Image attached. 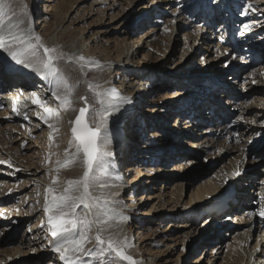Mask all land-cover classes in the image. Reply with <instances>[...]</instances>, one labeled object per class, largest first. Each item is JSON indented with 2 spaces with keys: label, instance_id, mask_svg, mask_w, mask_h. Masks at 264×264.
I'll return each instance as SVG.
<instances>
[{
  "label": "bare ground",
  "instance_id": "6f19581e",
  "mask_svg": "<svg viewBox=\"0 0 264 264\" xmlns=\"http://www.w3.org/2000/svg\"><path fill=\"white\" fill-rule=\"evenodd\" d=\"M25 1H26V5L23 10H18L13 13H6L4 16H0V22H3L5 24H20L21 28L27 29L30 27V29L34 31L35 30L33 25V17L35 13L34 0H25ZM76 1L77 0L74 1L63 0L62 8L66 13H68L72 9ZM171 1L177 3L178 7L174 9L175 18H173L172 20L169 19L170 20V23H168L170 24L169 26L168 25L165 26V28H163L162 30H161L162 27L161 28L151 27L150 29L147 30V32L143 31L137 36L132 35L133 29L129 27L125 28L122 33L124 36L123 38L120 39L121 45L120 47H117V57L112 59L111 53L105 51V50L110 51L111 50L110 46L106 45L105 48L101 47L102 48L101 50H97L98 49L97 43L99 37H96V40L94 41L93 46H95L96 44V47H94L95 49L93 51H89L87 49L81 51L82 45L81 46L79 44L75 45V40L72 37L74 35L73 34L74 32L71 29L62 30L59 33L60 39L59 37H57V41H59V45H57L55 43V40L51 39V36H49V34H51L50 33L51 26H49L50 21L52 19L54 11H56V4L53 3H55L56 0H47V3L44 4L45 14L43 15V20L40 23V25L44 23L42 29H45V33L47 34L44 33V35L40 37L44 45H46L49 48L55 47L57 49V53L64 54L55 61V65L60 70V73H62L63 77L67 79V82L72 86L71 107L69 108V110H64L63 108H61L59 101L56 100L53 97V95H48L44 98L45 92H48V94L52 93L53 88L50 87L53 86L57 89L59 95L62 96L65 94V89L61 84L57 83L56 78H54L51 75H48L49 77L47 76V78H45V74L40 73L41 79L35 82L33 81L36 85H38V88L27 89L25 88L23 83L27 85L33 83L31 81L32 80L31 71L28 69L19 68L20 64H17L11 58L9 59L7 56L3 55L4 54L3 50L2 52L0 51V109H1L0 110V122H1L0 142L1 139H3L4 145L6 147L5 149L8 150V154L6 155L3 154L4 151L2 150V148L0 149V161H3V163H0V168L2 169L0 171V178L7 177L8 179L13 180L15 177H18L19 175H20L19 177L25 176L26 178V181L24 182L23 186L20 188L7 187L6 185H4L5 184L4 181L0 180V206H1L0 212L4 210L7 202L14 198V193L16 191L15 189H27L28 186L33 183V186L35 187L34 190H36L35 194H33V196L35 197L34 202L36 204L34 203L35 205L33 204L32 208H30L29 211L18 212L20 215L24 214L26 216H24L23 218L15 219L16 215H14V217L9 220L8 218L9 215L13 213L12 211L9 214L6 211L7 212V213L5 212L6 215H3L4 213L2 212L3 216H0L1 244L11 240H15L16 238L15 232L13 233L12 236H10L9 231L6 228L3 229L4 226L8 225L10 227V230H14L18 226H20L21 223L30 222L26 230V233H24V235L22 236V241L19 244L21 250L23 248H25V250L20 251L18 253L24 254L27 257L29 256L32 257L33 255L36 254L37 257L33 260L32 259L23 260L19 264H43L42 262L44 261L48 262L47 264H64V262L60 260L59 253L53 251L52 241L55 238L51 235V232L49 231V228L51 226L48 223L49 213L45 212V202H46V198L48 201H51L53 196H58L62 194L64 189L67 187L66 182L68 180L79 179L83 175L84 167L81 162L83 159L82 153L79 157L76 158L74 162L68 163L64 167H61V164H64L66 159L70 160L71 158L69 154L75 152V148L70 146L69 141L72 139V131H71L73 127L72 122L75 121L76 116L79 114V109L85 107L84 101L80 99V97L82 96L87 97L88 105L90 107L89 112L87 113V120L90 123L91 127L95 126L93 121L96 118L93 115L91 108L93 107L99 108L100 105L95 102V98L92 92H90L88 89L89 82H91L94 85H99L100 87L98 91H103L105 89L115 90L114 87L116 86L113 83L114 80L113 74L116 75L119 74L123 76L122 78H120L122 80L121 83L119 84V87L123 85L126 79H129L131 81L129 84L132 85L131 89H129L130 88L129 87L122 92L115 90V93H117L119 97L127 98L128 100L127 103H121V101L115 95L110 97L108 101L110 103H113L114 105H119V111H114L107 121V129H108V133L110 134V143L108 144L107 147L108 150L111 151L113 154H115L116 151L119 150L121 151L122 146L120 145L119 147V142L121 141L120 139H122L121 135L124 131V128H126V125H128L130 120L134 118L136 111H138V108H136L138 107V104H135L136 100L142 101L144 98L143 95L148 89L152 90L151 93H155L156 95L157 91L161 90L163 87L171 88L174 86H179L180 88L178 90L180 91H176L172 95H169V97L161 96V99L164 100L169 99L167 101H163L161 105H159L160 96L158 97V100L156 98L154 102L157 103V105H159V109L153 110L156 113L158 112V116L166 115L169 118L173 117L174 119H176V123L173 129L175 128L177 129L176 131L179 130V132H176L175 130L173 131V129L171 130L172 134H169V137H172L170 138L171 141L172 139H176V138L178 139L180 137L185 140L189 139L188 140L189 142L186 143L187 146L184 145L186 146L187 150H185L184 152L179 151L178 153L174 154L175 157L183 160L180 162V165H176L177 167L174 170H181L183 164L184 166H186L187 163L191 164L192 161L194 165H197V163L195 162L198 161V159L202 156V154L208 153L207 149L205 148H206V144L211 140H215L216 142H218L219 138L222 139V137L223 138L225 137L223 141L221 140L222 141L221 145L224 146V149L230 148L231 146L230 139L234 136L233 129L239 131L242 128H246L245 131L251 133L249 137L250 139L249 141L251 142H249V144L251 143L254 144L253 154L252 153L251 154L253 156H258V157L264 156V149H258V144L256 142L254 143L255 139L257 138L253 134L254 132L257 131V129L254 125L248 124V122H252V120L264 119V78H262L261 81H257L258 80L257 79L256 83L253 84L251 83L252 86L248 88L250 89L251 94L257 95L254 98L255 102L252 103L255 108L252 107L251 104V106L249 107L250 111L249 109H247V111L253 113L254 116L245 117L246 118L245 123L233 122L229 124L227 122L230 119L231 113L228 111L227 108L229 106L232 107L233 104L236 103L233 98L237 97V95L233 91L226 89L221 84L217 85L216 81H212L210 77L204 79L201 78V80L198 82L201 81L203 82L206 79L207 83L205 85L207 86V89L210 90L212 89L213 86L212 90L214 89L218 90L217 92H215L214 95L216 96L215 101L209 99H203L202 97H200V95H198L199 92L198 87L200 86L199 83L192 84L190 82H187V84L191 87H194L195 90L184 89L183 86L185 85V82L183 84L181 83L180 85H178L176 81H179L180 79L174 81V79H170L168 75H162L159 68V71H157V73L160 76H163L164 80L165 79L171 80L170 81L171 85L169 84L165 86L167 84L166 80L164 82L159 83V77L158 79H156L157 76L155 75L156 74L155 69L157 65V60H159L160 58L158 59V57L154 56V53H152L153 49H156L155 52L159 51L164 55L167 53V49L170 47L171 42L173 40V35L176 31V22L179 19L180 21L178 23L179 25L177 31H180V29L181 31H183L185 29L183 27L186 26L187 29H190V26L191 28H194L192 34L189 33L187 35V38L185 39L187 42L189 41V43L190 40L195 42L194 46H191L190 50L188 49L189 51L187 55L188 57L190 53L194 51L199 41L208 40L209 38L211 39L218 38L216 32H220L219 38H221V42L223 45L220 42L219 46L220 49L223 51V53H225V55L233 54V56H236L241 49L248 48L246 50H249V52L252 53V55L253 53L256 52V54L254 55L255 57L252 56L253 60L255 58L258 59L260 62L264 63L263 4L260 2V0H171ZM157 2H159V0H155L153 4L156 5ZM179 4L181 6H179ZM249 4H251L252 8L256 10L253 11L252 8H249L248 7ZM108 5L109 4H107L106 7H108ZM132 6L129 5L128 9H130V7ZM147 9L151 11V8L146 7L142 9L140 13L136 14L135 16H138L141 13L146 14ZM161 9L165 10L162 7ZM155 10L156 9L154 8L153 12ZM89 12H92V10L90 9ZM158 12L159 10L155 11V14H158ZM150 15L151 13H149V16ZM248 20H250L251 23L248 22ZM181 21H183L182 24H180ZM154 22L159 23L160 20L157 21L156 19ZM134 23L136 22L133 21L132 25H134ZM232 25L233 28H231ZM245 25H247L248 27L245 28ZM86 26L87 25L85 24V27ZM84 29L85 28H83V30ZM154 30L157 31L154 33ZM159 31H162L164 35L169 33V37L167 40L168 43L165 44L164 47H161L160 44L161 41L160 39H158L159 33L157 32ZM99 32L96 33L92 32L90 37H92L94 34L98 35ZM88 39L90 38L88 37ZM88 39H84V42H86ZM144 44L146 45L145 47ZM243 44H246V46H243ZM207 47L208 48L206 47L201 48L200 50L201 51H204V49L209 50L210 44ZM188 48L190 47L188 46ZM40 51L41 53L43 52L42 49ZM81 56L85 57L86 60L80 61L77 59L78 57ZM246 57L247 59H249L248 58L249 55H247ZM89 61H91L90 64ZM253 62L249 59L244 63L245 64L247 63L248 66ZM82 65L83 67H81ZM256 75L257 74H255V76ZM142 76L144 77L140 81H136L138 77L141 78ZM146 76L147 77L149 76V78H153V79L155 78L157 81L155 83L152 82L148 84V82L144 80ZM253 78L256 77H252V79ZM220 79H224V78H220ZM135 81L137 83H135ZM50 82H52L53 86L49 84ZM205 85H201V87ZM39 88L41 89L39 90ZM181 88L183 89L181 90ZM27 90L33 92L29 93V91ZM33 93L39 94V96L40 94L42 95L39 97V100L41 98L40 101L43 103V106H41V103L33 102L36 99V97L32 95ZM217 99H219V101ZM149 100L151 101V99ZM4 104L9 105L10 107L5 108L3 106ZM39 106L43 108H40ZM19 107H22L20 111L23 113V115L21 116L22 118L20 119L28 124V125L25 124L26 130L30 131L33 130V128H35L34 131H32L33 133L30 135H27L28 134L27 132L25 133L22 132V127H21L22 125L20 120L18 121L17 118L8 119L10 117V114L16 111L14 108H19ZM44 107H48L51 109H58L59 110L58 118L53 116L46 123L45 120L41 119V117L46 115L44 112ZM140 121H142V118L138 117L137 121L135 122L136 124L135 134H137L138 132H140V134L142 133V130H139L141 128ZM49 124L53 125V127H49ZM244 124L245 126L243 127ZM261 126H264V122L261 123ZM65 130L70 131L69 137H67L66 139H65L66 137ZM158 131L161 132L160 130ZM8 135L11 137H16L17 135V137L15 141L9 142L6 141L7 139H5V137ZM150 135L154 136V138L160 136V134L153 135V133H151ZM137 137L141 138L142 136H137ZM16 142H18L19 145H17ZM224 142L228 143L227 147L225 144H223ZM160 146L161 147L163 146V148L166 147L164 146V144H159L157 146V149L161 148ZM148 147H150V149L153 148V146H149L145 142L144 148L142 149L144 150L147 149ZM131 148H132V154H141L140 155L141 160H144V158L147 159L150 158L151 161L157 160V158L155 159L152 158L153 155L151 156L147 154L143 155L142 151L140 152L138 151L136 145ZM246 148H248V146ZM231 149H233V147H231ZM24 150H28L30 152L24 156L23 155ZM149 152H151V150ZM166 153L171 154L169 150H166ZM10 154L13 156L15 160L11 157ZM175 157L173 156V158ZM188 159L190 160L188 161ZM184 162L187 163L185 164ZM115 165H117L115 163V160L113 161L112 158L110 157L107 158V163L104 168L105 169L104 174L100 176L98 183L96 181H93L91 183V184H95L94 182H96L95 186H91L90 184L89 191L93 197L102 198L101 203H103L104 200L108 201L107 209L110 210L108 212V215L112 216V218L106 219L108 215H103L102 214L103 210L101 208H91L92 215L96 218L97 232H99L101 237L105 240H107L108 238H112L113 240L120 241L119 239L121 237L118 239L117 236L120 235L122 229L126 226V222L128 220V219L127 220L122 219V217H124L122 215V210L124 209V207L130 208L127 211V214L129 215L141 213L139 210L136 212V208H134L137 205L136 199L133 196L134 189H136L135 188L136 185L134 186V184L139 179V177H141V175L145 172L144 170L147 167L146 168L144 167L142 169L138 168L135 178H133L130 182L126 176H122V169L113 168ZM245 167H247L246 164L243 167L242 171L244 170ZM112 168L114 171L112 170ZM238 172L240 173V169H234L231 174L232 175L231 179ZM43 174L44 177L40 178V176H42ZM170 176H172V178L175 177L177 179L176 181H178L177 186L174 190L175 192L173 191L172 196H174L175 199L174 202L171 204V207L168 206L166 207V204H163L162 207L157 206L153 210V207L155 206L154 204L151 209H146L143 212V214L148 216L152 213V210L154 214V212H158L166 209L165 210L166 213H170L172 215L175 214L173 215V219L179 217L181 219L182 218L185 220L187 219V222L182 224V226L189 228L184 233V242L186 243L187 239L189 240L191 239L192 241H194V247H195L194 249H196V247H198L200 244H205V248H203L202 250V252H204L207 249L206 243H209L210 238L213 236V234L209 231V229L212 228V224L218 220V218H214V216L217 215V213L219 215V212H223L226 210L231 211L236 209L237 203L244 196V194L242 193H245L246 185H239L238 188L240 189L234 194L233 199H231L232 196L228 195L230 194V192H232L230 190V188L232 189L230 181L229 183L227 182L226 184L221 185V182H219L221 181L220 179L219 181L210 180L208 183L205 184L202 183L196 186L193 180L189 181L184 177H181V175L177 173H172ZM228 179H230V177ZM44 182H47V184H45ZM149 182L150 180L147 183ZM58 183H62V184L59 186ZM140 183L141 186H139ZM186 183L188 184V189L191 190V192L189 193L190 198L187 201L183 200L181 202L184 191L183 188ZM218 183L219 186H217ZM101 184L104 186L101 187L100 186ZM258 184L259 183L254 184L256 188L259 187L256 186ZM145 185L146 182H142V181L139 182V184L137 185V189L140 188L141 190L139 193L141 199L144 196L142 189L145 187ZM49 188H53L54 191L48 192L47 189ZM124 189H126L127 192L129 191V197L126 199V201H124L122 195H120V193H122ZM37 191H44L45 195L44 196L39 195L37 194ZM80 191H82V186L80 188ZM72 194L74 196H78L80 192L74 191ZM223 195H225L226 197L222 198ZM33 196L32 198H34ZM187 196H188V192L186 193V197ZM209 196H211L210 200H208ZM260 196L261 193H258V197ZM160 197H161L160 195H156L154 198L158 199ZM151 198L152 196L148 200H151ZM228 198L231 199V203L226 201L228 200ZM258 199H252L250 201H247L246 203H243V206L252 207L254 205H257L259 203ZM88 203H91V201H88ZM180 204H181V208L178 210ZM132 208H134L135 210L134 209L132 210ZM205 212L211 213V216L205 219L207 223L199 231H197L198 229L195 227V225L204 215ZM76 214L79 216L85 215V211L84 209L82 210L81 205L76 209ZM182 214L185 215H183L182 217ZM227 215L228 217L230 216L229 214ZM230 218L228 220H230ZM145 222L151 223L148 220H146ZM117 223L119 224L117 225ZM245 225L250 226L248 228V231L244 232L245 239L244 240L242 239V241L239 240V242L241 241L240 243L235 242L236 244L232 245V248L228 249L231 250L230 252L231 255H229L228 257L226 256L227 258L224 257V264H236L235 257L238 256V253L240 251L242 253L243 252L242 250L245 249V247H247L248 241L251 239L252 231L254 229H259L260 232L256 239L257 243L253 244V246L250 245V250L248 251V254L249 252L250 254L248 255L249 256L247 259L248 262L246 264H264V217L259 220V224L257 227L253 222L250 224L246 223ZM170 226H172L170 225V223L166 225V227H170ZM136 228H140V227L137 225ZM146 228H149L148 230L152 231V235L156 233V231L151 225L144 227V229ZM29 230H31L30 232L31 235L27 236V232ZM93 234L94 231L93 229L90 228V231L88 232L89 240L84 245L85 250L88 249L95 250L97 248V242L95 238H91L93 237ZM200 235L201 238H198ZM130 239H133L132 236H130ZM140 240H142V244L146 243L148 240V236L146 237V235L141 234ZM152 241H153L152 243H155V245H153L152 243L151 245L149 243L146 244L145 246L148 245V247L144 255L145 256L155 255V259L153 260L152 263L157 264L158 261H156V256L161 253H166L168 249H170L171 244L169 245L167 250L163 252L162 251L163 248L161 245L158 244V240L157 241L152 240ZM44 242H46L45 246L42 245V243ZM152 245L157 249V251H154ZM211 248L213 249L212 253L213 252L215 253L214 255L209 254L208 257H206L207 255L206 253L204 258H202L201 256L196 257V260L193 261V264H202L206 260V258H208V264H217L218 263L217 253L218 252L220 253V249L222 248V246L216 244ZM124 250L127 253L134 254L136 258L135 261L137 262V264H142L141 255L138 251L135 250L134 246L131 248L128 247V249L124 248ZM185 251L186 249L184 250V252ZM77 255H78V264H99V262L91 255L85 253H79ZM210 256H214L215 258L213 257L210 258ZM104 260H105V264H127V262L118 258L114 252L106 253ZM176 264H179V262H177Z\"/></svg>",
  "mask_w": 264,
  "mask_h": 264
},
{
  "label": "rangeland",
  "instance_id": "374dc122",
  "mask_svg": "<svg viewBox=\"0 0 264 264\" xmlns=\"http://www.w3.org/2000/svg\"><path fill=\"white\" fill-rule=\"evenodd\" d=\"M62 1L63 0H56V2L53 3L56 4V11H54L53 16L51 15L52 19L49 25L51 26L50 29L52 31V32L50 31L51 34H49V36H51V39L55 40V43L59 45V41H57V37L60 36L59 33L62 30L71 29L74 32L73 33L74 35L72 37L75 40V45L77 44H79L80 46L82 45L81 51L85 49L89 51H93L95 49L94 47H96V44L95 46H93L94 41L96 40V37H99L97 43L98 45L97 50H101L102 49L101 47L105 48L106 45L110 46L111 50L110 51L105 50V51L111 53L112 59L117 57V47H120L121 45L120 39L123 38L124 36L122 33L125 28L129 27L133 29L132 35L134 36H137L143 31L147 32V30L150 29L151 27L153 28L162 27L161 28L162 30L163 28H165V26L170 25L168 24L170 23V20L175 18L174 9L178 7L177 6L178 4L172 2L171 0H159V2H157L156 5L153 4L155 0H114V1L77 0L74 3L72 9L68 13H66L62 8V4H63ZM260 2L264 6V0L263 1L260 0ZM45 3H47V0H34L35 13L33 17V25L35 28L34 30L35 34L39 36H43L45 33V29H42L44 23L40 25V23L43 20V15L45 14L44 13ZM0 4H4L5 6L4 13L2 15L4 16L6 13H13L18 10H23L25 8L26 1L0 0ZM107 4H109L108 7H106ZM129 5L130 6L133 5V6L130 7V9H128ZM60 6L62 9L60 8ZM160 6L165 10H162ZM179 6L181 5L179 4ZM146 7L151 8L152 12L149 9H147L146 14L141 13L140 15L135 16L136 14L140 13L142 9ZM154 8L156 9L155 11L159 10L158 14H155V11L153 12ZM90 9L92 10V12H89ZM149 13H151L150 16ZM156 19L157 21L160 20V22L159 23L154 22ZM133 21L136 22L134 23V25H132ZM179 21L180 20L178 19L176 22V31L173 35V40L171 42V45L167 49V53L164 55L159 51L155 52L156 49L152 50L154 56H157L158 59L160 58L159 60H157V65L155 69L156 70L155 75L157 76L156 79H158L159 77V83L164 82L166 80V79L164 80L163 76H160L157 73V71H159L160 68L162 75H168L169 78L174 79V81L180 79L179 81H176L178 85H180L181 83L183 84L185 82V85L183 86L184 89H194V87L189 86L187 82H190L192 84L199 83L200 86L198 87L199 88L198 95H200V97H202L203 99H209L215 101L216 96L214 95L215 92H217L218 90L216 89L212 90L213 86L212 89L210 90L207 89V86L205 85L207 83L206 79L203 82L202 81L198 82L201 80V78L204 79L210 77L212 81H216L217 85L221 84L226 89L233 91L237 95V97L233 98L236 103L233 104L232 107L229 106L227 108L228 111L231 113L230 119L227 123L229 124L233 122L245 123L246 121L245 117L254 116L253 113L248 112L247 109H249L251 104L255 102L254 98L255 96H257L251 94L250 89L248 88L251 87L253 83H256L257 79H258L257 81H261L262 78H264V63L260 62L258 59L255 58L253 60L252 56H254L256 52L253 53L252 55V53H250L249 50H246L248 48L241 49L236 56H233V54L225 55V53H223V51L220 49L219 46V43L221 42V38H219L220 32H216L218 38H214V39L209 38L208 40H201L199 42L197 41L198 44L196 48L194 49L193 52L190 53L188 57L187 56L189 53L188 49L190 50L191 46H194L195 42L190 40L189 43V41L187 42L185 39L187 38V35L189 33L192 34L194 28H191L190 26V29H187L186 26L183 27L185 28L183 31H181V29L180 31H177ZM248 22L251 23L250 20H248ZM182 23L183 21L180 22V24ZM85 24L87 25L86 27ZM83 28L85 29L83 30ZM156 31L157 30H154V33ZM92 32L93 33L99 32V33L98 35L94 34L92 37H90ZM157 33H159L158 39H160L161 41L160 42L161 47H164V45L168 43L167 40L169 37V33L165 35L162 31H159ZM88 37L90 39H88ZM84 39H88V40L84 42ZM209 44H210L209 50L207 49H204V51L200 50L201 48L204 47L208 48L207 46H209ZM145 46L146 45L144 44V47ZM188 46L190 48H188ZM243 46H246V44H243ZM2 50L3 49H1L0 51L2 52ZM3 53H4L3 55L7 56L9 59L11 58L5 50H3ZM247 55H249L248 58L252 62L254 61L252 64L248 66L247 63L246 64L244 63L245 61L249 60L246 57ZM255 74L257 75L255 76ZM251 76L256 78L252 79ZM122 77H123L122 75L113 74V78H114L113 83L116 86L114 87V89L118 90L119 92L125 91L129 87H130L129 89L132 88V85H129L131 82L129 79H126L123 85L119 87V84L121 83L122 80L120 78ZM143 77L144 76H142L141 78L138 77L136 81H140ZM220 78H224V79H220ZM156 79L149 78V76L148 77L146 76L144 78V80L148 82V84L152 82L155 83L157 81ZM136 81L135 83H137ZM166 81L167 84L165 86L169 85L171 80H166ZM201 85H205V86L201 87ZM164 88L166 87H163L161 90L157 91L156 95L155 93H151L152 90L148 89L143 95L144 98L142 101L136 100L135 104H138V107H136L138 108V111H136L134 118H132L128 123V125H126V128H124V131L121 135L122 139H120L121 141L119 142V147L120 145L122 146L121 151L120 150L116 151L115 154H113L112 157H110L112 158L113 161L115 160V163L117 164L113 168L122 169V176H126L130 182L133 178H135L138 168L142 169L144 167L145 168L147 167L144 170L145 172L141 175V177H139V179L134 184V186L136 185L135 186L136 189H134L133 196L135 197L137 204L136 207L134 208H136V212L139 210L141 213L129 215L127 214V211L130 208L124 207V209L122 210V215L124 217H128V220L126 222V226L122 229V232L117 237L118 239L121 237L119 239L120 241L126 242L127 246L125 248L128 249V247L129 248L133 246L135 247V250L138 251L141 255L142 264H153L152 262L155 259V255H146V256L144 255L148 247V245L147 246L145 245L148 243L151 245V243L153 242L152 240H156V241L158 240V244L162 246L163 252H165L169 247V245L171 244L170 249H168L166 253H161L156 256V261H158L157 264H165V263L176 264L177 262H179V264H193V261L196 260V257L201 256L202 258H204L206 253H207L206 257H208L209 254L214 255L215 253L214 252L212 253L213 249L211 247H213L216 244L222 246V248L220 249V253L219 252L217 253L218 255L217 264H224V257L226 256L228 257L229 255H231L230 254L231 250L228 249L232 248V245L239 242V240L242 241V239L243 240L245 239L244 232L248 231V228L250 227L245 224L246 223L250 224L253 222L257 227L259 224V220L263 218L261 215H259V210L264 208V183H263L264 156L258 157L252 155L254 150L253 147L254 144L252 143L249 144V142H251L249 141L250 140L249 137L251 133L245 131L246 128H242L239 131L233 129L234 136L230 139V144H231L230 148L228 149L226 148L228 143L225 142L223 143L226 145L225 147L226 149H224V146L221 145V142L225 137L224 138L222 137V139L219 138L218 142H216L215 140H211L206 144V148H205L207 149L208 153L202 154V156L198 159V161L195 162L197 163V165H194L193 161L191 162V164H188L186 162L187 165L184 166L183 164L181 170H174L177 167L176 165H180V162L183 161L182 159L175 157L174 154L178 153L179 151L184 152L185 150H187L186 143L189 142L188 141L189 139L185 140L180 137L178 139L177 138L172 139L171 141L170 138L172 137H169V134H172L171 130L175 126L176 119H174L173 117L169 118L166 115L158 116V112L156 113L153 111L159 109V105H161L163 101L169 100V99L167 100L161 99V96L169 97V95H172L176 91H180L178 90L180 88L179 86H174L171 88L167 87L166 89ZM183 88H181V90ZM158 97L160 98L159 105H157V103L154 102L156 98L158 100ZM149 99H151V101ZM217 100L219 101V99ZM3 106L5 108L10 107L7 104H4ZM252 107H254L253 104ZM22 115L23 113L20 110L14 111V113L10 114V117L8 119L17 118L18 121L20 120L22 125L21 126L22 132L24 133L27 132L28 133L27 135H30L33 133L32 131H34L35 128H33V130L30 131L26 130V125L28 124L20 119L22 118L21 117ZM138 117L142 118V121H140L141 128L139 129L142 130L141 134L140 132L135 134L136 131L135 122L137 121ZM85 118L87 119V113ZM263 122L264 119H256V120H252V122H248L249 125L250 124L254 125L257 129L256 132L253 131L254 132L253 135H255V137L257 138L255 139L254 143L256 142L258 144V149H264V126H261V123ZM89 126L91 127L90 123ZM244 126L245 124L243 125V127ZM158 130H160L161 132H159ZM174 130L176 131L177 129L174 128L173 131ZM176 132H179V130ZM149 133L150 134L153 133V135L160 134V136L154 138V136L150 135ZM69 134L70 131L65 130V135H66V137L64 135L65 139L69 137ZM137 136H142V137L138 138ZM16 137H11L8 135L5 137V139H7L6 141L10 142V141H15ZM1 142H0V149L2 148V150L4 151L3 154L7 155L8 150L5 149L6 147L4 145L3 139H1ZM145 142L147 145L153 146V148L150 149V147H148L147 149L143 150L142 148H144ZM16 144L19 145L18 142H16ZM159 144H164V146L166 147L163 148V146L162 147L160 146L162 149L161 148L157 149V146ZM135 145L138 148L139 152L142 151L143 155L146 154L150 156L153 155L152 158L153 159L157 158V160L151 161L150 158L149 159L144 158V160H141L140 158L141 154H132L131 147ZM245 146L246 147L248 146V148H246ZM231 147H233V149H231ZM150 150L151 152H149ZM166 150H169L171 154L166 153ZM29 152L30 151L28 150H24L23 155L25 156ZM173 156L175 158H173ZM11 157L13 158L12 155ZM189 160L190 159H188V161ZM245 164L247 165V167L244 168L245 171L244 170L242 171ZM234 169H240V173L238 172L239 175H235L231 179L232 177L231 174ZM1 170L2 169L0 168V171ZM172 173H177L181 175V177H184L189 181L193 180L196 186L202 183L204 184L208 183L210 180L219 181L220 179L221 181L219 182H221V185H224L227 182L229 183L230 181L232 187V189L230 188V190L232 192H230V194L228 195L232 196L231 199H233L234 194L240 189L238 188L239 185H246L245 187L246 191L245 193H242L244 194V196L237 203L236 209L231 211L226 210L223 212H219V215L217 213V215L214 216V218H218V220L216 222L213 221L214 223L212 224V228L210 229L208 228L209 231L213 234V236L210 238L209 243H206L207 249L204 252H202V250L203 248H205V244H200L198 247H196V249H194L195 248L194 241H192L191 239L190 240L187 239L186 243L184 242V233L189 228L182 226V224L186 223L187 219L186 220L183 218L181 219L180 217L173 219V215L175 214L172 215L170 213H166L165 211L166 209L158 212H154L153 214V210L157 206L162 207L163 204H166V207L167 206L171 207V204L174 202L175 197L172 195H173V191L177 186L178 181H176L177 179L175 177L172 178V176H170ZM241 174L243 175V177ZM18 177H15L14 178L15 180L14 179L10 180L7 177H1L0 180L4 181L5 183L4 185H6L7 187L20 188L23 186L24 182L26 181V178L25 176L19 178ZM43 177L44 174L40 176V178ZM229 177L230 179H228ZM98 180L96 181L97 183ZM149 180L150 182L147 183ZM141 181L146 182L145 187L142 189V192L144 194L142 199L140 198V194H139L141 190L140 188L137 189V185ZM96 182H94L95 184H91V186H95ZM44 183L47 184V182ZM187 183L183 188L184 191L181 202L183 200L187 201L190 198L189 193L191 192V190L188 189ZM257 183H259L258 185H256L259 186L258 188H256L254 185ZM61 184L62 183H58L59 186ZM139 186H141V183ZM217 186H219V183ZM33 187L34 186L32 183L28 186L27 189H15L16 190V191L14 190L15 193L13 191L14 198L7 202V204L5 205V208L7 209L4 208V210L0 212V216L6 215L7 212L9 214L11 211L13 213L9 215L8 218L9 220L12 219L14 215H16L15 219L23 218L24 216H26L24 214L20 215L18 212L19 211L26 212L29 211L30 208H32L33 204L35 203L34 202L35 197L33 196V194H35L36 191L34 190L35 187L34 188ZM187 192H188V196L186 197ZM258 193H261L260 197H258ZM37 194L44 196L45 192L37 191ZM120 195H122L124 201H126V199L129 197V191L127 192V190L124 189L122 193H120ZM156 195H160L161 197L155 199L154 197ZM32 196L34 198H32ZM151 196H152L151 200H148ZM224 197L226 196L223 195L222 198ZM210 199L211 196L208 197V200ZM231 199L228 198V200L226 201L231 203ZM252 199H258L259 203L252 207L243 206V203H246L247 201H250ZM154 204L155 206L153 207L152 213L148 216L144 215L143 212L146 209H151ZM81 208L82 210L84 209L85 214H87L88 218L92 221L90 228L93 229L94 234L93 237L91 238H95L97 234L96 218L92 215V209L86 208L83 204H81ZM134 208H132V210ZM180 208H181V204L179 205L178 210ZM227 214H229L230 216L228 217ZM183 215L185 214H182V217ZM209 216H211V213H207V212L204 213V215L195 225V227L198 229L197 231H199L207 223L205 219ZM111 217H112L111 215H108L106 219H109ZM229 218L230 220H228ZM144 220L145 221L148 220L151 223L148 222L146 223ZM168 223H170V225L174 227L172 226L166 227ZM29 224L30 222L21 223L20 226H18L14 230H10V227L8 225L3 227V229L6 228L9 231L10 236H12L13 233L15 232L16 238L15 240H11L6 243H2V244L0 243V264H19L23 260H28V259L33 260L37 257L36 254L33 255L32 257L30 256L27 257L24 254L18 253L20 251L25 250V248L21 250L19 244L22 241V236L24 235V233H26ZM137 225L140 228H136ZM148 225H151L154 228V230L156 231L155 234L152 235V231L148 230L149 228L144 229V227H147ZM30 232L31 230L27 232V236L31 235ZM259 232H260L259 229H254L252 231L251 239L248 241L247 247H245V249L242 250L243 251L242 253L241 251L238 253V256H236L237 258L235 257L236 264L238 263L240 264L241 262L243 264H246L248 262L247 259L249 257L248 255L250 254V252L248 254V251L250 250V245L253 246V244L257 243L256 239L258 237ZM141 234L146 235V237L148 236V240L146 243L142 244V240H140ZM129 235L132 236L133 239H130ZM198 238H201V235ZM152 244L155 245V243ZM42 245L45 246L46 242L42 243ZM152 248H154V251H157V249L154 246ZM185 249L186 251L184 252ZM211 257L215 258L214 256H210V258ZM42 263L47 264L48 262L44 261ZM202 264H208V258H206V260Z\"/></svg>",
  "mask_w": 264,
  "mask_h": 264
},
{
  "label": "snow or ice",
  "instance_id": "6c2138e0",
  "mask_svg": "<svg viewBox=\"0 0 264 264\" xmlns=\"http://www.w3.org/2000/svg\"><path fill=\"white\" fill-rule=\"evenodd\" d=\"M252 8V5H248ZM5 6L0 4V16L4 13ZM253 11L256 9L252 8ZM248 26L245 25V28ZM0 49L5 50L13 61L17 64L26 65L33 68L38 73H44L45 78L48 75L56 78L57 83L61 84L65 89L64 95H59L56 88H53L52 95L59 101L60 107L64 110H69L71 107L72 86L63 77L60 70L56 67L55 61L63 56V53H57L55 47L49 48L42 43L41 37L35 34L29 28H21L20 24H5L0 22ZM43 50L41 53L40 50ZM227 51V50H226ZM80 61H85V57H78ZM91 61H89V64ZM83 67V65L81 66ZM99 85H94L91 82L88 84V89L92 92L95 102L100 105L99 108H91L95 120L94 127H90L88 120L85 118L89 112L87 97H80L84 101L85 107L79 109V114L73 121L72 139L69 141L70 146L75 148V152L70 153V160L66 159L61 167L68 163L74 162L77 157L83 154L82 165L84 167L83 175L79 179L68 180L67 187L63 193L58 196H53L51 201L46 198L45 212L49 213L48 223L51 226L49 231L55 238L53 243V251L59 253L60 260L64 264H78L79 253H85L94 257L99 264H105V254L114 252L120 259L126 260L129 264H137V262L127 255L124 248L127 246L124 241H116L112 238L103 239L99 232L95 236L97 248L95 250H85L84 245L88 242L90 226L92 221L87 214L79 216L76 214V209L83 204L86 208H101L103 215H108L110 211L107 209L108 201L104 200L101 203L100 197H93L89 191L90 184L97 181L104 174V168L107 163V158L113 153L108 150L110 143V134L107 129L108 118L114 111H119V105H114L109 101L110 97L115 95L121 103H127V98L119 97L115 90L105 89L98 91ZM36 97V93L32 94ZM34 103H43L37 97ZM46 103V102H44ZM45 116L41 119L48 120L55 116L58 118L59 110L44 107ZM39 115V114H38ZM49 127L53 125L49 124ZM51 135V134H50ZM67 152V150H66ZM3 163V161H0ZM239 175V173H236ZM82 186V191L80 188ZM103 187L104 185H100ZM48 192H53V188L47 189ZM79 191L78 196L72 193ZM91 201V203H88ZM259 215L264 217V208L259 210ZM127 220V217H122Z\"/></svg>",
  "mask_w": 264,
  "mask_h": 264
}]
</instances>
